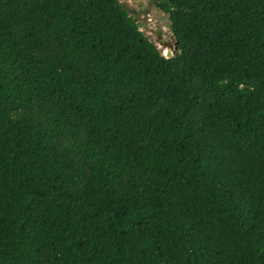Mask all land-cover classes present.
Listing matches in <instances>:
<instances>
[{"label":"trees","instance_id":"16d2710c","mask_svg":"<svg viewBox=\"0 0 264 264\" xmlns=\"http://www.w3.org/2000/svg\"><path fill=\"white\" fill-rule=\"evenodd\" d=\"M0 0V264H264V0Z\"/></svg>","mask_w":264,"mask_h":264},{"label":"rangeland","instance_id":"374dc122","mask_svg":"<svg viewBox=\"0 0 264 264\" xmlns=\"http://www.w3.org/2000/svg\"><path fill=\"white\" fill-rule=\"evenodd\" d=\"M137 19L140 29L156 43L159 50L167 55L171 49L164 45L166 41H175L171 31L169 15L160 10L150 0H120ZM159 34L162 35L161 41Z\"/></svg>","mask_w":264,"mask_h":264},{"label":"water","instance_id":"95a60500","mask_svg":"<svg viewBox=\"0 0 264 264\" xmlns=\"http://www.w3.org/2000/svg\"><path fill=\"white\" fill-rule=\"evenodd\" d=\"M164 45L169 47L171 49V51L167 54L168 57L174 55L177 50H178V42L176 41H167V42H164Z\"/></svg>","mask_w":264,"mask_h":264},{"label":"flooded vegetation","instance_id":"af4514ba","mask_svg":"<svg viewBox=\"0 0 264 264\" xmlns=\"http://www.w3.org/2000/svg\"><path fill=\"white\" fill-rule=\"evenodd\" d=\"M161 37H162V35H161V34H159L160 41H161ZM165 42H166V41H165Z\"/></svg>","mask_w":264,"mask_h":264},{"label":"clouds","instance_id":"9594fccd","mask_svg":"<svg viewBox=\"0 0 264 264\" xmlns=\"http://www.w3.org/2000/svg\"><path fill=\"white\" fill-rule=\"evenodd\" d=\"M165 56H167V55H165Z\"/></svg>","mask_w":264,"mask_h":264}]
</instances>
